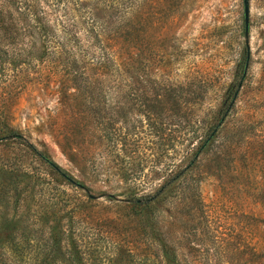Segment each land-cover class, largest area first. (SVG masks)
Here are the masks:
<instances>
[{
  "label": "rangeland",
  "instance_id": "obj_1",
  "mask_svg": "<svg viewBox=\"0 0 264 264\" xmlns=\"http://www.w3.org/2000/svg\"><path fill=\"white\" fill-rule=\"evenodd\" d=\"M83 1L0 63L1 264H264V0H134L120 37Z\"/></svg>",
  "mask_w": 264,
  "mask_h": 264
},
{
  "label": "trees",
  "instance_id": "obj_2",
  "mask_svg": "<svg viewBox=\"0 0 264 264\" xmlns=\"http://www.w3.org/2000/svg\"><path fill=\"white\" fill-rule=\"evenodd\" d=\"M133 1L84 0L79 5L89 8L88 13L93 22L97 23L105 19L103 28L116 24V27L111 28L110 35L120 37L119 33L128 31L133 26L136 14L132 13V10L128 12L130 16L118 18L117 15L123 11L127 2L132 4ZM66 2L67 0H0V63L19 56L18 58L25 59L26 65H29L34 60L42 61L46 56L51 58L56 54L60 55V48L64 46L60 43L65 38L59 40L58 33L68 22L54 17L59 13L64 17L67 15L66 8H61ZM130 7L131 5L126 10ZM65 31L69 32L68 26ZM101 33L105 35L104 29ZM51 49L56 52H50ZM103 60L104 57L100 56L95 64L101 65ZM93 71L89 72L86 69V73L81 75H86L91 81L94 77ZM2 259L3 257H0V264Z\"/></svg>",
  "mask_w": 264,
  "mask_h": 264
},
{
  "label": "water",
  "instance_id": "obj_3",
  "mask_svg": "<svg viewBox=\"0 0 264 264\" xmlns=\"http://www.w3.org/2000/svg\"><path fill=\"white\" fill-rule=\"evenodd\" d=\"M248 17H249V8H248L247 4H245V7H244V19H245L246 28H247V23H248Z\"/></svg>",
  "mask_w": 264,
  "mask_h": 264
}]
</instances>
